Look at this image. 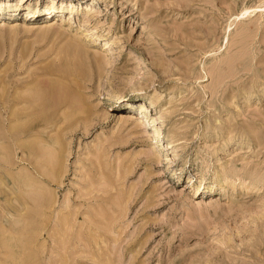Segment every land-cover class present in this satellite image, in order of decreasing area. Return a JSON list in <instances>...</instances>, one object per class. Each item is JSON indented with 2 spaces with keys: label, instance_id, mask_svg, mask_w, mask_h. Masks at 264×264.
<instances>
[{
  "label": "rangeland",
  "instance_id": "rangeland-1",
  "mask_svg": "<svg viewBox=\"0 0 264 264\" xmlns=\"http://www.w3.org/2000/svg\"><path fill=\"white\" fill-rule=\"evenodd\" d=\"M0 1L2 116L66 88L21 138L56 173L0 172L37 178L0 184V264H264V0Z\"/></svg>",
  "mask_w": 264,
  "mask_h": 264
},
{
  "label": "bare ground",
  "instance_id": "bare-ground-1",
  "mask_svg": "<svg viewBox=\"0 0 264 264\" xmlns=\"http://www.w3.org/2000/svg\"><path fill=\"white\" fill-rule=\"evenodd\" d=\"M27 1L28 0H20V3L23 4L26 3ZM9 3L8 1L7 2L0 1V8L4 4L6 6L12 5ZM16 3L13 6H16L17 5ZM30 6L31 3L26 4L27 16H31L32 10L29 9ZM61 73L63 74V72ZM28 89H27L28 92L24 96L23 95L15 96L13 100V104L11 105L3 104L4 108H8V107L10 108V106L12 107V105L15 106L18 104H22V106L18 108H13L10 112V117L8 116L7 118L3 117L2 113H0V172L4 168L8 169L14 166L15 164L14 158H16L15 156L18 155V154L16 155V151H18L26 155V157L23 156L22 159L26 161L28 160L29 163L33 165L34 170L38 171L43 176L52 177L56 173L54 167L55 166L54 162H56L54 160L56 158L54 159L53 157L55 155L52 156L51 154L52 152L50 153V151L44 150L43 148L38 146L37 141L35 140H30L28 142L21 141L23 140L21 138L23 137L25 138L32 135H38V134L42 136L44 134L45 132L44 129L47 128L50 124L49 121L50 116H44L43 112L45 111V109H47L49 105L57 103L64 98L66 88L62 83L55 81H48L46 83H37L36 85L29 87ZM141 107L142 108L140 112H144L146 110L145 105L142 104ZM53 111H55V109ZM12 118H14L15 123L12 122L13 124L5 126L3 121H5L6 119L11 121ZM52 121H54L53 118ZM40 136L37 137V139L43 138ZM44 139L45 138L42 139L43 142L46 141ZM54 142L52 141L51 144ZM47 143H48V139H47ZM18 157H20V155ZM1 174L2 175H0V184H3L7 187L8 183L11 182L9 188L12 189L13 191L16 190L17 188H20L21 190V188L24 187L29 189L33 188V192H34L35 187L37 188V184H36L37 178L34 174V171L31 170L21 171L18 174H9V177L5 176L3 173ZM2 196L3 195H1L0 193V198ZM39 201L41 205H48L50 203V201L47 200L42 193ZM12 216L14 215L10 207L4 205V207H2L0 210V232L1 231L3 233L6 232V228L2 225V223L7 221L8 218ZM9 230L10 229L8 228V231ZM0 245H2L6 251L9 250L11 252L13 251L14 253L15 252L18 253L20 251L18 240L12 241L10 238L5 239L0 237Z\"/></svg>",
  "mask_w": 264,
  "mask_h": 264
}]
</instances>
